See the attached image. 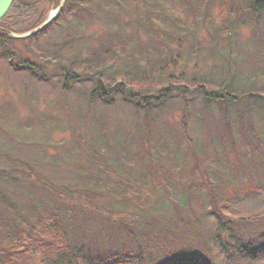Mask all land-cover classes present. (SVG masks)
Instances as JSON below:
<instances>
[{"label":"rangeland","instance_id":"rangeland-1","mask_svg":"<svg viewBox=\"0 0 264 264\" xmlns=\"http://www.w3.org/2000/svg\"><path fill=\"white\" fill-rule=\"evenodd\" d=\"M232 1L240 8L251 4V14L246 19L230 17L238 26V33H230V43L215 36L216 24L227 17L225 10L208 19L205 13L199 21L191 16L193 30L177 24L188 11L193 15L191 9L201 11L192 0H69L70 12L41 37L11 42L16 58L38 69L43 80L15 72L0 60V189L12 205L0 204V212L9 215L13 210L24 217L38 208L47 210L50 197L31 184L36 176L58 192L63 186L71 191L90 189L92 195L103 197L94 203L102 208L146 204L154 214L173 220L187 194L188 212L178 214L199 220L203 234L217 214L215 198L228 205L224 213L263 215L262 155L254 154L249 170L224 158L241 160L244 141L257 147L262 135L264 139V122L250 120L261 114L260 107L248 106L247 98L240 96L242 87L249 86L264 98V3L254 11L260 0ZM170 35L181 43L163 52L160 43L174 38ZM118 43L127 46L118 55L129 65L109 67L103 51ZM175 52H181V60ZM197 54L215 62L201 68L203 59ZM176 60L178 67L187 61V75L204 80L212 91L231 84L229 96L238 101L223 94L219 103L205 105L210 89L191 90L187 98L177 90L143 112L118 96L108 106L90 97L95 81L86 71L97 65L109 78V87L123 75L157 78L158 68H173ZM61 68L78 77L66 92ZM227 146L235 151H227ZM132 188L140 189L141 195L130 199Z\"/></svg>","mask_w":264,"mask_h":264},{"label":"trees","instance_id":"trees-1","mask_svg":"<svg viewBox=\"0 0 264 264\" xmlns=\"http://www.w3.org/2000/svg\"><path fill=\"white\" fill-rule=\"evenodd\" d=\"M192 1L195 6H201V11L191 9L193 15L188 11L183 14L182 19L177 18V24L180 27H192L191 16H196L197 21L205 13L208 19L225 10L227 13L224 16L227 17L220 18L222 22L216 24L215 36L227 39L228 43H230V33H238V26L234 25V18L230 17L247 18L251 14V4L242 3L245 6L242 5L240 8L234 6L236 2L232 0L226 6L214 0ZM58 2L60 0H13L9 11L0 20V27L17 34L32 31L47 19L48 12L54 5L58 6ZM263 3L264 0L257 2L253 10L255 11ZM185 5H188V2ZM69 10V0H67L56 18L28 40L41 37L57 21L63 19L70 12ZM261 12H264V7ZM160 18L159 22H162V17ZM160 24L162 25L163 22ZM190 30H193V27ZM174 35L170 36L174 37ZM176 39L178 37L171 38L170 41H162L160 46L163 52L172 51L176 44L181 43ZM14 41L17 40L0 34V60H5L7 66L15 72L25 71L30 77L43 80L39 76L38 69L25 67L26 62L16 58L17 54L10 48V43ZM126 48L127 46L122 43L105 48L102 54L103 61H106L109 67L117 63L118 66L123 63L129 65L127 58L118 55L125 52ZM179 53L181 52H175L174 55L178 54L177 59L181 60ZM197 55L199 58L204 57ZM199 62L201 68H204L213 65L215 61L203 59ZM187 63L183 61V66L178 67L176 60L173 61V68H158L157 78L142 76L131 78L129 75H123L116 78L115 83L109 87L106 86L110 81L109 78L102 74L103 68L97 65L86 71L87 77L95 81V88L90 97L108 106L114 103L115 97L118 96L122 103H127L134 106L135 110H143V112L151 111L150 106L153 103L155 106L162 104V97L170 94L172 96L177 90L187 98L191 90L210 89L211 92L205 94L203 98L205 105L214 101L219 103L223 94L230 97L228 90L231 84H220L212 91L210 84L205 83L204 80L190 78L187 75ZM167 70L172 73H167ZM59 72L63 77L62 91L66 92L69 84L78 77L76 78L74 72H70L67 68H61ZM242 90L240 96L247 98V105L260 107V112H263L256 114L252 109L251 112L256 115L250 118L251 122H254L253 118L258 122H264L263 96L259 91L255 92L254 87L244 86ZM262 138L257 142V147L253 146L255 143H246V141L240 143L244 147L243 159L239 160L232 156V159L230 157L224 159L249 170L248 167L256 161L253 159L254 154H259L263 156L260 163L264 167ZM229 149L230 146H227V151ZM231 151H235V148ZM31 184L42 188L50 197L51 204L47 210L41 211V208H38L26 213L24 217L13 210L9 211V215L0 212V264H264V214L244 216L238 212L224 213L229 207L220 197L215 198L213 202L217 214L214 216L211 229L207 234H203L198 228L199 220H196V223L193 218H183L179 215L188 212L186 208L190 206V196L187 194L173 220L154 214L150 205L146 204H134L128 209L102 208L94 203H100L103 197L98 194L92 195L90 189L71 191L63 186L58 192L52 189L51 185L39 181L36 176H33ZM132 189L134 191H129L130 199L141 195L139 188V190ZM148 191L152 192L153 189L149 188ZM0 204L6 207L12 206L5 201L1 189Z\"/></svg>","mask_w":264,"mask_h":264},{"label":"water","instance_id":"water-1","mask_svg":"<svg viewBox=\"0 0 264 264\" xmlns=\"http://www.w3.org/2000/svg\"><path fill=\"white\" fill-rule=\"evenodd\" d=\"M65 2H66V0H61L59 6L54 11H52L50 13L48 18L39 27H37L36 29H34L28 33L14 34L10 31L0 27V34H5L10 39L17 40V41L28 39V38L34 36L35 34L39 33L40 31H42L45 27H47L55 19V17L60 12V10L62 9ZM12 3H13V0H0V20H2V18L7 14Z\"/></svg>","mask_w":264,"mask_h":264}]
</instances>
